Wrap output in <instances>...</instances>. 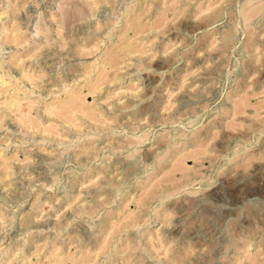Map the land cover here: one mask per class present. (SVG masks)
Instances as JSON below:
<instances>
[{
  "label": "rangeland",
  "instance_id": "obj_1",
  "mask_svg": "<svg viewBox=\"0 0 264 264\" xmlns=\"http://www.w3.org/2000/svg\"><path fill=\"white\" fill-rule=\"evenodd\" d=\"M0 264H264V0H0Z\"/></svg>",
  "mask_w": 264,
  "mask_h": 264
}]
</instances>
